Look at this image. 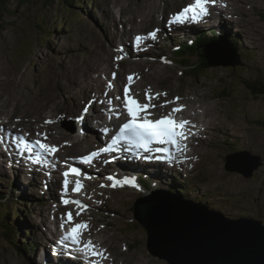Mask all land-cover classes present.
<instances>
[{
	"label": "rangeland",
	"instance_id": "374dc122",
	"mask_svg": "<svg viewBox=\"0 0 264 264\" xmlns=\"http://www.w3.org/2000/svg\"><path fill=\"white\" fill-rule=\"evenodd\" d=\"M222 1L225 2L220 1L218 7L212 9L211 16L215 19H210V25L206 27L208 30L206 35L211 37L216 33L219 41L227 40L226 43L229 45V41L235 42L240 49L230 45L235 48L232 55L236 54L235 57H238L241 64L235 67L212 66L198 73L181 71L174 63L171 65L172 63L167 60L170 58L167 51L174 45L164 38V28H167L169 33L173 31L169 28L174 18L172 15L187 6L190 0H84L83 4L79 5V9L65 8L62 0H50L47 5L39 0L29 2L27 5L14 3L15 5L13 4L9 9L15 12L13 15L9 13L0 15V101L6 109L13 108L14 103L29 108L34 103L43 105L47 100L53 103L56 98L61 103L73 107L78 104V98L69 101L70 98L66 96L69 93L71 95L73 83L77 84L81 81L78 77L84 71L93 87L92 92L85 94L88 98V106L92 104L93 113H96L101 104H109L105 96L98 97L95 103L90 98L92 93L104 88L103 85L97 87L96 79L99 78L103 83L105 82V85L111 87L115 74L124 73L125 78L126 75L132 74L131 59L156 61L155 69L164 68L162 73L168 76L171 87L167 91L168 94L165 92L167 95H163L165 83L156 76L153 79L154 89L140 86L138 95L141 101L146 100L145 96H142L143 92H150L151 95L161 94L162 105H165L166 101H173V97L175 101L177 97L179 99L181 97L186 108L183 117L190 119L195 115V111L199 116H203L201 108L191 109V106L197 101L200 102L199 99L204 95L205 99H209L205 107L210 109V112H215V116L221 120L220 127L201 133V138L196 136L192 149H187L191 153L193 148L202 147V153L194 158V165L186 162L180 165L178 170L175 168L176 171H173L178 175L177 178L173 179L175 173L171 171H168L166 176L158 178L165 181L173 179V184L183 182L185 179L184 182L190 184H179L182 188L181 195L188 194L196 199L201 197L209 208L214 211L217 209L223 213V216L231 219L257 218L264 225V126L259 124L264 123V0ZM150 3L153 5V10L151 15H146V20L141 21L134 16L136 10H140V13L148 12ZM197 25L201 28L200 24ZM229 25H232L230 29H228ZM157 29L159 31L156 33V38L152 39L148 35L149 40H144L145 43L141 44L140 49L134 47L131 54L128 52L131 59L128 63L124 62L123 49L127 52L136 36L146 35ZM204 32L199 29V34ZM145 48L146 50H143ZM137 51L141 52L137 53ZM97 55L104 56V61L106 60L109 66L100 63L98 71H92L87 66ZM218 56L215 61L226 60L223 56ZM147 67L150 68L149 65ZM138 73L134 72L141 79L144 74ZM118 79V88L121 90V85L126 81H120L122 77ZM114 92L118 97V90ZM210 104L216 111L210 107ZM82 108L80 104L81 117L86 112V108L83 110ZM75 109L77 108H72ZM166 112L152 109L151 118L171 113L167 107ZM84 116L86 119L89 118L88 113ZM48 118L46 123L47 121L51 123L47 124L55 123L58 128L77 135L78 138L91 137L88 132L89 123L81 126L77 120L79 117L60 119L51 117L52 120ZM27 130H29L27 127L10 125L12 134H27ZM36 132L39 136H48V140L52 142L56 137L54 134L50 137L49 131L45 129ZM56 147L59 148L60 145ZM88 150L90 148L83 145L78 147V151L73 152L82 155ZM238 150L247 151L260 159L261 165L248 178L226 170L224 157ZM61 152L60 155L64 156ZM3 162L4 160L0 159L1 166H6L4 170L0 168V175L3 176V181L0 179V213L2 210L10 212V221L16 227L17 235L13 246L0 233V264H41L43 247L34 250L31 247L26 254H24L25 249L23 252L19 250L21 247H27L31 242L36 243L35 245H46V238L49 236L45 229L48 230L49 225L50 230L52 229L54 211L51 210L54 206H58L56 196L49 197L47 193L41 195L42 189L36 190L35 186L29 188L34 196L32 199L26 196V192L22 196L20 190L13 188L16 185V178H13V174L12 177L10 175V171L14 172L11 165L7 166ZM193 166L194 170L191 171ZM95 173L97 177H103L102 174ZM22 175L26 183L29 175L24 173ZM34 175H37V172ZM4 177L7 179L6 184ZM37 182L40 183L39 180ZM96 187L103 195L105 185L97 181ZM163 187L165 190L169 189ZM178 187L176 185V188ZM90 188H93V185ZM177 191L179 190L176 189ZM110 195L111 202L106 204V208L94 203L87 195L86 201L90 209L86 208L83 212V215L87 214L92 225L88 237L100 240L103 235L117 234V249H111L104 256L108 258L109 263L113 264L110 259L116 257L118 263L115 264H131L133 261L136 264H168L166 260L152 256L147 251V232L134 221L132 206L139 197L131 200L125 198L124 202H121L122 193L111 192ZM188 196L187 198L190 199ZM112 199H115L117 204L113 203ZM218 211L216 212L221 214ZM113 214L116 217H127L123 218L124 222H115L111 218ZM102 216L108 219L102 220ZM79 218L82 221L81 217ZM29 223L32 224V228H28ZM49 257H54L52 251Z\"/></svg>",
	"mask_w": 264,
	"mask_h": 264
},
{
	"label": "bare ground",
	"instance_id": "6f19581e",
	"mask_svg": "<svg viewBox=\"0 0 264 264\" xmlns=\"http://www.w3.org/2000/svg\"><path fill=\"white\" fill-rule=\"evenodd\" d=\"M220 1L225 2L222 0H220ZM226 1L228 2L229 0H226ZM151 3H152V1H151ZM151 3L148 5V8H147L148 12H144V13L141 12L140 13V10L139 11L136 10L134 13V16L137 17L141 21L146 20V15L152 14L153 5ZM226 4H228V3H226ZM229 7H230V5H229ZM220 13H223V12H220ZM212 19L213 18H211V20ZM227 20H228V18H227ZM231 27H232V25H229L228 29H230ZM236 27L238 28V26H236ZM130 61L132 62L133 68L131 70L133 72L129 76H131L133 79L137 80L136 84L129 86V89H130L129 94L130 95H133L134 97L139 96L138 92H140V90H141L140 86L151 87V89H154L155 83L153 82V79L156 76L160 80H162L163 83H165L164 86L166 88H163L164 94H165V92L169 91V89L171 87V86H169L170 85L169 84L170 83L169 78L166 74L162 73V70L155 69V63L154 62H156V61L135 60V59H131ZM89 62L90 63L87 66V68H90L92 71H94V70L98 71V65L100 63H105L107 66H109V64L106 62V60L104 61V56L98 57V55H97V57H95L93 60H91ZM129 64H130V62H129ZM147 65H149L150 68H148ZM134 72H139L138 74H140L142 72L144 75L140 79V77L135 75ZM82 74H83V76H82ZM124 75L125 74H122V76L117 77L116 80H119L118 78L123 77ZM78 78L81 79V81L78 82L77 84L73 83V86L75 89L73 88L72 90H70L71 95H73V96H71L70 93H69V95L66 96L67 98H70L69 101L75 100L74 98H78V100L76 99L78 104L76 103L77 105H74L73 107H72V105L70 106V105L61 103L56 98H55V101L53 103H50L51 101L47 100V101L43 102L44 103L43 105H42V103L41 104L40 103H34V105H31L29 108H24L23 105H20V103H18V104L14 103L13 108H7L6 109L5 105L2 104V102L0 101V118H2V121H0V138L5 137V138H7V140H9L11 143L14 144V145L10 144L7 146L4 145L5 147H0V159H3L4 160L3 163L7 166L13 164L10 167L13 169L12 171H14V172L11 173V171H10V175L12 177V174H13V178H16V180H15L16 185H15L14 190H20V194H22V196L26 192V196L30 197L29 199H32L34 197V196H32V193H31L32 190L29 189V188H31V186H35L34 184L31 183L32 179L35 180L38 177L44 178L46 175L48 176L49 174H51L52 172H50V171H52L53 169L55 170L57 168V164L54 161L59 159L60 157H62L60 155V152L62 150L66 149V151H68L69 153L71 152L74 155H77V157L82 158L83 162L81 161L78 163L82 172L84 170H86V166L89 167L90 164L92 162H94V158H90L87 161L84 158L86 157V154L89 153L90 151H92L96 145H94L89 138H85L83 140L76 138L75 135L69 134L70 132L67 133V132H65L66 130L64 131L63 129L58 128V126L55 123L47 124L46 120L49 117V114H50V117L48 118L49 120L60 119V118H69V117H79V118H77V120L83 126H84V121H86V120L88 121V119H90L89 122L94 121L97 124L99 123L98 120H100V122L103 121V127H105V128H100V126L98 127V130L102 133V135H104V133H106L107 131L114 128V126L117 124L118 120L126 119V115L124 113V110L117 100L112 101V106L115 108V112L118 115L117 116L118 119L106 120L110 114V111L108 110L107 106L104 104L101 105V110L99 109L100 114H101V115L99 114V119H98L97 114H92V111H93L92 104H90L88 106V98L85 94L88 92H92L93 87H92V85H90L91 83L88 82V79H87L88 77L86 78L84 71H82L81 76H79ZM116 80L114 81L115 84L118 83ZM95 82H96V84H98L97 85L98 88L102 85L104 86V83H105V82L103 83L99 78L96 79ZM127 83H130V81L127 80ZM83 86H84V88H82ZM117 90L118 89H115L116 92H117ZM114 93H111L110 91L106 90L105 86H104V88H101V91L99 90L96 93H92L91 94L92 96H90V98H92L93 102L95 103L97 101L98 97H100V95H103L107 98V97H112V94H114ZM145 93L146 92H143V94H145ZM147 93H150V92H147ZM167 94H168V92H167ZM151 96L154 97V99L151 101V103L156 105V107H154V109L158 112H166V107L169 108V107L174 106V105H177V107L181 108V111L176 112L174 114L176 116H180V118L183 121L188 122V124L185 127L189 130V132H188L189 134L195 133V134H197L196 136L198 138H201V136H200L201 133L207 132L210 130H215L217 127H220L219 126L221 124L220 118L215 116V112L212 113V112H210V109L205 107V103H207V101L209 99H205L204 95H202V97L199 99L200 102L197 101L196 103H194L193 106H191V109H193V107L194 108H198V107L201 108L203 111V116H199L195 111V115L192 116L190 119L183 117V114L186 112V108H185V105L182 103L181 97L179 100H176L175 102L171 101L170 104L167 103V104H165L164 107H161L162 104L160 103V100L162 98V95L156 96V95L152 94ZM55 103L60 104V106H58L57 104L55 105ZM69 104H70V102H69ZM80 104L83 106V108H86V106H88L89 118L86 119V117L84 115L81 117V115H80L81 111H79V105ZM187 107H189V105H187ZM210 107L213 108V106L211 104H210ZM72 108H77L78 110L77 109L72 110ZM83 108H82V110H83ZM214 111H216V109H214ZM51 117H53V118L50 119ZM79 119H81V120H79ZM10 125L11 126L15 125V126L27 127V128H29V130H27V134H25L23 136L20 134L19 135L18 134H12L9 131ZM41 129L48 130L50 137L52 136V134L56 135V137L54 138V141L52 142L51 140H48V136H46V135H40L39 136V133L36 131L41 130ZM26 135H28V138L40 140L43 143H46V144H49L52 146L55 145V147H56V145H60V147L59 148L56 147L57 151L54 154L50 155L51 157H48L45 152H42L41 150H39L38 145H37V148L39 151L37 152V150H35V148L32 146V144H30L29 139H26L24 137ZM50 137H49V139H50ZM4 141H6V139ZM83 145H85V147L90 148V150H88L87 152H85L82 155L77 154L78 152H73V151H78V147H81ZM10 146H13L16 149V151L19 152V156L21 158L16 157L14 154L9 152ZM26 147L33 148L34 153H32V154L31 153H25L24 149ZM201 148L202 147L197 148V149L193 148V151L187 157L188 158L187 163L194 165V158L198 154L200 155L202 153ZM176 152H178V154H184L182 147H180L179 150L177 149ZM154 156H157V155H154ZM140 159L141 158L135 159V158H133V156H129V157L119 156V157H117L113 161V163H111V164H113V166H111V167L115 169L114 171L112 169H110L111 171H113L111 174L116 175L117 178H120L121 176H129V177L134 178L137 175V171H139L140 170L139 168L141 167V168H144L145 170L149 171V172H147V175L151 179V181L155 185V187L163 188L164 190H165V188L163 186L170 188V186H167V184L171 185L174 177L171 181L160 180L158 177L166 176L168 170H166V169L165 170H163V169L156 170L155 169L156 167H154V166L155 165L156 166H163L165 164L169 165L171 163H174V161H175L174 158L168 162H164L165 164L154 160L155 163H151L148 161V163H144L141 165L139 164L140 162H138V160H140ZM25 162L28 163L30 166L25 165L26 164ZM184 162H186V161L180 162L178 160L176 163L173 164V166L178 168ZM111 164H108V165H111ZM5 167L6 166L2 167L0 164V168H3L2 170H4ZM15 167H17V169H15ZM193 170H194V166L191 168V171H193ZM27 171H31V172L28 173ZM98 171H99V174H102L99 169H98ZM36 172H37V175H34V173H36ZM171 172H174V171L171 170ZM23 173L29 175L28 179L30 181L26 180V183H24L25 179H22L24 177L22 175ZM92 174L93 173H91V177L94 178V175H92ZM175 175H177V174L175 173L174 176ZM52 180L53 181H51L49 183V179H45L44 185L41 183L39 184L38 182L35 181V184L37 185V187H39V188H37L35 186L36 190L42 189V191H40L41 195H45L47 193L49 197H53V195H56V191L54 189H51V185L52 186H54L55 184L58 185L59 177L57 176V174L53 175ZM29 182L31 185L29 184ZM56 185H55V187H56ZM92 185H93V183H90L89 188ZM166 190H170V189L166 188ZM64 195H67L69 197L71 196L70 194H68V192H64ZM80 195H82V194L80 193ZM135 196H136V192L126 191L125 195L122 197V199L120 201L124 202L123 200L125 198L131 200V199H134ZM21 199H23V198L21 197ZM97 199L100 200V204L102 205V207H105V208H106V204L111 202V199H106L102 195L101 191L98 192ZM112 201H116V200L112 199ZM75 210H76L75 208L72 209V207H70V205H68V206L59 208V210H58L59 212L57 215H58V217H62L63 220H65V215L69 212H71L74 215L73 212ZM64 212H66V213L63 215ZM107 217H108V215H107ZM107 217L102 216V220L107 219ZM89 224L90 225H89V227H87L86 235H89L91 233V230H92V228H91L92 225L90 222H89ZM28 228H32V224L29 223ZM48 228L49 229L51 228L50 225L48 226ZM48 230L45 229V231H48ZM50 234H51V239H49L48 242H52L53 238H58L59 236L61 237V240L64 239V235L62 233H60L58 230H56L55 228L53 229L52 233H50ZM117 239H118V236L115 233L111 234V235L110 234L103 235V237H101L100 240H93L92 238L88 237V241H91L92 245L95 248V251L103 254L102 256H96V257H92L90 259L85 258L83 256V254H80V255L78 254L77 255L78 257L75 256V254L73 252L74 248H72V246H71L68 249V247H67L68 243H65L64 242L65 240H62V241H60L61 247H59V250L61 253L60 255L63 256V258H61V260L63 262H65L66 260H64L65 259L64 257H70L72 254V255H74V258L78 259V261L81 264H110L108 258L104 257V256H106V252L110 251L111 249H117V247H118V245H117L118 240ZM30 247H31V244H30ZM32 247H33V245H32ZM46 248H48L46 254L44 253L43 255H41L43 262L45 264H58V263H50L53 261L52 257H49V253H50L49 250H51V248L48 246H46ZM56 250L58 252V248H56ZM112 252H113V250H112ZM117 256H118V252H117ZM81 257H83L85 259L80 260ZM110 261H113V264H115V262L118 263L117 262L118 258L114 257V258L110 259ZM76 264H78V263L76 262ZM128 264H130V263H128ZM131 264H136V263L133 261V262H131Z\"/></svg>",
	"mask_w": 264,
	"mask_h": 264
},
{
	"label": "water",
	"instance_id": "95a60500",
	"mask_svg": "<svg viewBox=\"0 0 264 264\" xmlns=\"http://www.w3.org/2000/svg\"><path fill=\"white\" fill-rule=\"evenodd\" d=\"M202 57L210 66L240 64L233 59L216 62L208 52ZM232 161L238 166L228 170L245 177L260 165L246 154L230 156ZM133 208L135 221L147 232V251L168 264H264V226L259 221L229 220L163 190L139 198Z\"/></svg>",
	"mask_w": 264,
	"mask_h": 264
},
{
	"label": "snow or ice",
	"instance_id": "6c2138e0",
	"mask_svg": "<svg viewBox=\"0 0 264 264\" xmlns=\"http://www.w3.org/2000/svg\"><path fill=\"white\" fill-rule=\"evenodd\" d=\"M215 3V0H195V4L183 9L181 12H179L176 16L173 18V23L179 22L183 24L186 20L191 21H197L199 18L208 15V9L206 7L209 3ZM192 13V15L189 17L187 14ZM159 31L158 29L156 31H153L149 33L148 35L152 38H156V33ZM136 43L139 45L142 40L144 39L141 36H137ZM117 59H120V57H117ZM132 77L129 76L128 80L131 82ZM130 89L129 86H125L124 88V107L127 111V115L129 119L127 122L123 123V125L119 128L118 133L112 138V142L108 144L107 147L101 148L100 152H112L116 149L117 145L124 141L126 144L131 146L132 148H135L137 150H143L145 153H150L153 151L152 147H150L152 144H172L174 145L178 150L180 149V144L178 143L179 139H186L185 133L183 132V129L188 124L187 121H179L177 122L173 118V113L181 111V108H174L172 110V113H169L168 115L162 116L159 119H150L149 116L151 113L148 111L150 108L156 107V105L152 104L151 101L154 99L153 96H151L149 93H145V99L148 100V103H141L139 100L134 98L132 95L129 94ZM157 96L161 94H156ZM163 95H166L163 94ZM117 99H120V97H117ZM179 99L178 97L176 98ZM171 103V101H166L165 104ZM165 105H161V107H164ZM87 111V109H85ZM47 123H51V121H47ZM36 144L38 145L39 149L42 152H45L49 155L54 154L57 151V148L55 146L46 144L41 142L40 140L36 141ZM125 151H128V148H125ZM157 153L166 152L167 150L164 148H156L154 150ZM93 156L97 155V153H93ZM169 156H171V153H169ZM137 158H139L137 153ZM144 159H151L150 156L143 157ZM161 156H156L157 160L162 159ZM86 161L90 159V157L84 158ZM70 174L80 175L79 169L77 168H70L68 171H65L63 173V176L65 177L63 184H64V190L65 192L68 190L69 186V180L67 177ZM108 179H112V177H108ZM131 184L132 186H136L133 179L130 178H124L123 180H117L112 185L115 187L117 184ZM82 184L79 180L76 181V185L74 188H72L73 192H79L82 188ZM62 202L67 204H75L77 205L81 210H83L86 206L82 205L79 200H67L64 199ZM76 215H79V212L76 213ZM67 221L72 222L73 221V214L71 212L66 214ZM63 227V224L61 225ZM87 228V225L84 223H74L73 226L68 230V232L65 234L64 239L70 240L71 243L75 246V251L79 254H83L85 258H92L96 256H102V253H99L95 251L94 246L92 245L91 241H88L87 243H83L80 237H82L83 230Z\"/></svg>",
	"mask_w": 264,
	"mask_h": 264
},
{
	"label": "trees",
	"instance_id": "16d2710c",
	"mask_svg": "<svg viewBox=\"0 0 264 264\" xmlns=\"http://www.w3.org/2000/svg\"><path fill=\"white\" fill-rule=\"evenodd\" d=\"M35 0H0V15L3 13H9L13 15L15 12L12 10H9L14 3H24L27 5L29 2H33ZM45 5L50 3V0H39ZM84 0H62V5L65 6V8H72L75 7L77 9L80 8V4H83ZM15 5V4H14ZM203 42H209V40H205ZM204 43V44H205ZM194 47H190L189 45H185L181 48L179 52H176L175 54L180 58L178 61L181 60H187L186 58H189L190 55L189 52H194ZM187 67H191L190 65H186ZM207 64L204 61H201L199 66L192 68V71L195 73L201 72L205 69H207ZM263 126V125H262ZM2 210V209H1ZM10 212L2 210L0 213V233L1 235L6 239V241L11 242L14 244V239L16 237V227L14 224L10 221ZM32 247V244H31ZM22 250V247L21 249Z\"/></svg>",
	"mask_w": 264,
	"mask_h": 264
}]
</instances>
